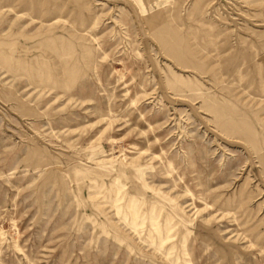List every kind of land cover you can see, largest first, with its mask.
I'll list each match as a JSON object with an SVG mask.
<instances>
[{"label": "rangeland", "instance_id": "1", "mask_svg": "<svg viewBox=\"0 0 264 264\" xmlns=\"http://www.w3.org/2000/svg\"><path fill=\"white\" fill-rule=\"evenodd\" d=\"M0 264H264V0H0Z\"/></svg>", "mask_w": 264, "mask_h": 264}]
</instances>
